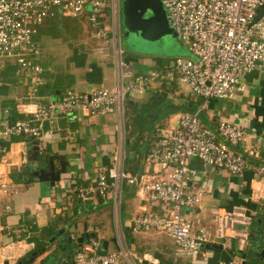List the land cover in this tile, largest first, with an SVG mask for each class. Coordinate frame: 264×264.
<instances>
[{
	"label": "built area",
	"instance_id": "built-area-1",
	"mask_svg": "<svg viewBox=\"0 0 264 264\" xmlns=\"http://www.w3.org/2000/svg\"><path fill=\"white\" fill-rule=\"evenodd\" d=\"M161 2L169 26L194 58L178 57L164 71L137 74L123 58L121 0H0V66L2 60L16 58L17 72L28 77L30 99L36 97L44 73L32 59L40 53L34 37L49 18L87 17L97 37L105 42L99 52L106 54L112 48L116 72L112 89L69 90L48 103L31 99L22 104L27 116L6 124L0 133V163L7 152L3 140L21 135L38 138L46 132V124L52 125L62 116L116 114L120 138L115 156L110 166L99 168L94 179L78 187L77 196L82 201L108 196L119 212L124 185L134 186L141 204L160 207L135 216L131 226L134 233L166 232L173 238L175 254L190 256L199 264H205L207 244H228L237 239L238 253L229 264H240L249 243L253 214L244 206L215 208L214 233L205 227L193 233V219L202 208L204 191L195 184L199 172L192 161L233 175L250 171L251 183L264 182V164L249 160L260 152L247 126L240 119L225 117L212 128L201 117L210 100L235 101L245 93L248 75L264 76V0ZM159 80L185 85L200 104L194 111L179 113L176 126L156 129L145 157L152 171L132 174L125 168L127 100L143 94ZM0 189L9 194L16 191L11 180H0ZM117 246L114 251L103 252L97 240L83 243L72 264H121L122 260L139 264L121 226L117 229ZM5 249L2 255L7 260L17 253L14 243ZM146 258L150 264H160L153 256Z\"/></svg>",
	"mask_w": 264,
	"mask_h": 264
},
{
	"label": "crops",
	"instance_id": "crops-1",
	"mask_svg": "<svg viewBox=\"0 0 264 264\" xmlns=\"http://www.w3.org/2000/svg\"><path fill=\"white\" fill-rule=\"evenodd\" d=\"M80 19L56 16L45 20L40 27L35 36L39 42L34 40L40 49L46 46L49 51L44 54V81L39 85L33 101L48 103L60 99L69 90L87 92L98 87L114 88L116 72L112 48H108L106 54L100 53L99 48L105 42L80 29ZM49 25L63 27L64 39L55 37L50 31L46 32L44 29ZM58 43L63 44L58 46ZM53 52H67V61L54 59ZM124 60L137 74L149 72L158 66L153 60L135 55L126 56ZM17 70V66L13 65L0 72V133L6 124L27 116L23 113L22 104L31 100L27 92L28 77ZM247 83L248 90L235 101L210 100L202 110L201 117L212 128L225 117H233L237 121L240 119L257 139L255 147L260 152L259 156L249 157V160L254 164H264V76L252 73L248 75ZM161 85L159 82L157 86L149 87L145 94L132 100L137 103L148 101ZM177 88L174 89L175 95L181 92L192 95L187 87L181 85V88ZM193 99L199 101L195 96ZM178 117L179 113L175 114L173 125L169 122L167 127L176 126ZM45 128L46 132L35 139L21 135L3 140L8 149L0 163V180H11L17 186L14 185L16 191L11 194L0 189V264H17L21 258L42 247H46L45 252L32 264H72L75 253L70 245H66L67 239L83 236L86 232L95 235L88 242L97 240L103 252L114 251L117 248L119 226L139 264H150L146 256L157 258L160 264H199L190 256L175 254L173 238L167 233L132 231L135 216L160 209L158 205L141 204L134 186L124 185L126 200L125 195L124 199L122 195L119 212L108 196H97L89 201H82L77 196L79 186L94 179L99 168L110 166L112 153L120 138L116 114L62 116L54 124H46ZM35 140L38 141L41 154L43 152L52 156L58 167L61 162L66 164V171L55 184L36 179L31 181L30 174L23 171L29 162ZM144 153V157L139 158L141 166H144L140 173L152 171L145 162L147 152ZM136 154L133 152L131 156L137 157ZM192 164L199 172L195 184L204 191L202 208L196 211L198 218L193 219V233L203 227L214 233L216 227L212 226L211 216L215 208L231 210L234 206H244L253 214L250 239L245 250L247 257L252 258L255 252L260 253L264 249V182L251 183L250 171L233 175L198 160H193ZM51 224H55L52 228L57 230L55 234L64 230V235H59L62 239L58 237L52 243H48V240L45 245L35 248L37 241L45 242V234L41 232ZM68 228L72 231L66 234ZM106 229L116 230V237L111 235L109 238L106 232H102ZM11 243H14L17 253L7 260L2 254ZM237 244V239H231L228 244H207L204 249L205 264H229L238 253ZM261 257L262 260L257 256L255 259L259 264H264V258ZM121 264L128 263L122 260Z\"/></svg>",
	"mask_w": 264,
	"mask_h": 264
},
{
	"label": "water",
	"instance_id": "water-1",
	"mask_svg": "<svg viewBox=\"0 0 264 264\" xmlns=\"http://www.w3.org/2000/svg\"><path fill=\"white\" fill-rule=\"evenodd\" d=\"M121 14L122 22L125 25L126 37L130 36V32L135 31H140L144 36L153 39L159 38L167 33H171L174 37L178 36L177 32L169 26L161 0H123ZM3 89L4 92H6V89ZM149 142L150 141H148V143ZM31 151L32 153L29 157V162L28 164H25L23 168L24 172L30 174V180L32 181L36 179L40 181H49L51 184H55L56 181H59L61 174L66 171V164L61 162V165L58 167L52 156H48L43 152L41 154L37 140L33 141ZM62 234L64 235V230L61 229L49 239L48 243L54 242L58 237L59 239H62V236H59ZM91 236L95 235L86 232L80 237L72 236L67 239L66 245L74 244L72 248L74 249V253H76L77 249L82 246L83 243L88 242ZM45 249L46 247H42L32 251L25 257L21 258L17 264H32L39 255L45 252ZM257 249H259V247H257ZM256 256L262 260L261 256L264 258V249H262L260 253L255 252L252 255V258L254 259L247 257V251H245L243 253L242 264H259L257 259H255Z\"/></svg>",
	"mask_w": 264,
	"mask_h": 264
},
{
	"label": "trees",
	"instance_id": "trees-1",
	"mask_svg": "<svg viewBox=\"0 0 264 264\" xmlns=\"http://www.w3.org/2000/svg\"><path fill=\"white\" fill-rule=\"evenodd\" d=\"M35 38V37H34ZM175 81L170 85L163 83L161 87L152 93L148 101L137 103L133 100H129L127 114H130L132 109L136 112L131 113V122L126 125V158L125 168L132 174H139L143 170V165L139 158H143L144 151L147 152L149 148L150 139L156 132V129L165 128L166 119L173 114H178L183 111H194L198 108L199 101L193 99V94H184L183 92L176 94L174 89ZM178 89V88H177ZM127 112V111H126ZM133 118V121H132ZM5 149H8L7 143H4ZM137 153V157L131 156V154ZM101 197V196H100ZM55 225V224H54ZM54 225L48 226L42 229V234H45V242H36V247L45 245L57 230H52Z\"/></svg>",
	"mask_w": 264,
	"mask_h": 264
},
{
	"label": "rangeland",
	"instance_id": "rangeland-1",
	"mask_svg": "<svg viewBox=\"0 0 264 264\" xmlns=\"http://www.w3.org/2000/svg\"><path fill=\"white\" fill-rule=\"evenodd\" d=\"M80 18H78L80 19L79 21L81 25L80 29L92 34L93 37L97 38L95 29L91 26L87 17H80ZM44 30H46V32L50 31L51 34L59 38L60 36L63 38L62 33H64L65 31L63 27H58V26L55 27V25H49ZM51 34L47 33L46 35H51ZM121 34H122L121 48L123 50V58H126V56L132 57V55H135L143 59L145 58V59L153 60L154 62H156L158 66L155 69L150 70V71H159V72L164 71L165 69H167V66H168V65L166 66V64L168 63L173 64V61L178 57L194 58L193 55L190 53L186 43L182 41L180 38H178V36L174 37L171 33H167L159 38L153 39V38L144 36L140 31H135V32H130V36L126 37L125 36V25L122 22ZM35 40L39 42V40L36 37H35ZM62 44L63 43H58L57 45L61 46ZM48 51H49V48L45 46L43 47V49H40V53L38 55H35L32 59L43 67V64H45L44 54L45 52L47 53ZM66 53L67 52L65 53L53 52V55H54L53 57L56 60H62L63 62H65V60L67 61ZM15 61H16V58L2 60V63L0 66V72L8 67L15 65L14 63ZM149 72H146V73H149ZM43 81H44V77H43ZM159 82L160 84H163V81L161 82L160 80L153 81L149 87L157 86ZM166 85L168 86L170 84H166ZM175 86L178 88H181V84L177 83L176 81H175ZM182 86L186 87L185 85H182ZM149 87L147 89H149ZM147 89L145 93L147 92ZM27 92L30 93L29 88ZM134 98L135 97H129V99L127 100V104L129 100H132ZM31 99L33 100L34 98H31ZM128 111L129 109H127V112H126V125L128 124L129 121L131 122V117H130L131 113L136 112L135 109H132L130 114H127ZM110 114H113V113H110ZM174 116L175 114L171 115L168 119H166L165 124H169L170 122L171 123L170 125H173V122L175 120L173 119ZM132 121H133V118H132ZM117 149H118V145H116L115 151H117ZM114 156H115L114 153H112V157ZM14 185L17 186L16 182H14ZM124 195H123V199H124ZM125 200H126V195H125ZM211 223H212V226L214 225L213 227L215 228L216 225H215L213 216H211ZM107 230L108 229L103 230L102 232L103 233L106 232V235H108L109 238L111 237V235H113V238L116 237V230H112V231L110 230L107 231ZM70 231H72V229L70 230L68 228L66 231V234H69ZM101 236L102 234L99 235V237ZM72 246H74V244L70 245V247ZM116 249H118V246Z\"/></svg>",
	"mask_w": 264,
	"mask_h": 264
},
{
	"label": "flooded vegetation",
	"instance_id": "flooded-vegetation-1",
	"mask_svg": "<svg viewBox=\"0 0 264 264\" xmlns=\"http://www.w3.org/2000/svg\"><path fill=\"white\" fill-rule=\"evenodd\" d=\"M122 2L123 0H121V7H122ZM121 28H122V14H121Z\"/></svg>",
	"mask_w": 264,
	"mask_h": 264
}]
</instances>
